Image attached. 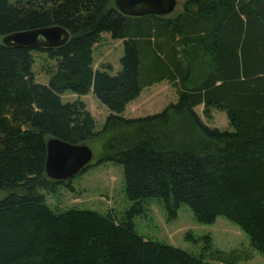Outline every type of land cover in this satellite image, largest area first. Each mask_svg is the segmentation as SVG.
Returning a JSON list of instances; mask_svg holds the SVG:
<instances>
[{"label":"trees","instance_id":"1","mask_svg":"<svg viewBox=\"0 0 264 264\" xmlns=\"http://www.w3.org/2000/svg\"><path fill=\"white\" fill-rule=\"evenodd\" d=\"M174 16L121 15L114 0H0V264H230L211 262L144 240L133 219L146 199L168 218L180 205L197 222L221 216L238 226L264 257V0H183ZM59 26L57 49L5 47L7 35ZM123 42L121 69H94L101 34ZM32 53L47 64L36 83ZM167 81L178 100L160 113L122 116L143 89ZM92 92L109 115L100 130L80 100ZM223 111L230 131L209 128L195 113ZM109 135L96 164L122 167L131 202L122 219L69 209L56 212L46 194L69 181L45 175L46 142L71 145ZM91 163L75 177L82 175ZM74 178V177H73Z\"/></svg>","mask_w":264,"mask_h":264},{"label":"rangeland","instance_id":"2","mask_svg":"<svg viewBox=\"0 0 264 264\" xmlns=\"http://www.w3.org/2000/svg\"><path fill=\"white\" fill-rule=\"evenodd\" d=\"M182 3L183 0H176L175 9L169 16L179 13ZM123 53L122 40L113 39L109 33L101 34L99 42L93 48L94 69L110 65V74L115 75L121 69L120 59ZM32 55L35 59L32 66L35 81L45 84L48 77L43 68L53 63H46L42 54ZM60 99L63 103L76 100L83 102L94 118L97 131L102 128L110 113L92 92L83 96L67 92ZM177 100L176 89L167 81H162L143 89L138 98L128 103L122 116L135 119L155 115ZM203 110V105L194 108L206 126L231 130L225 112L213 111L211 118H206ZM108 136L105 134L97 140L85 143L92 153L91 167L68 182L71 190L60 186L55 194L41 192L49 208L56 212L76 208L102 215L110 214L116 220L122 219L124 212L131 206L124 192L122 167L113 162L96 164L104 151ZM133 225L134 231L144 240L169 245L194 257L202 256L206 262H211L216 251L228 256L230 264H264V257L250 247L248 237L238 226L221 216L211 224L199 223L186 205H180L176 217L169 219L160 200L146 199L143 202V213L134 217Z\"/></svg>","mask_w":264,"mask_h":264},{"label":"water","instance_id":"3","mask_svg":"<svg viewBox=\"0 0 264 264\" xmlns=\"http://www.w3.org/2000/svg\"><path fill=\"white\" fill-rule=\"evenodd\" d=\"M176 0H114L115 9L123 16H169ZM69 33L59 27L16 32L1 39L5 47L17 49H57L67 43ZM92 160V153L85 144L71 145L49 138L46 142L45 175L55 182H66L78 175Z\"/></svg>","mask_w":264,"mask_h":264}]
</instances>
